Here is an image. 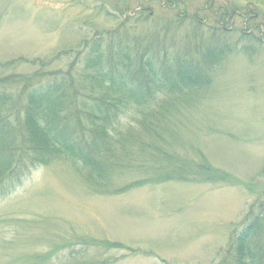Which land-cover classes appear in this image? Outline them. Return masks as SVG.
<instances>
[{"label": "rangeland", "instance_id": "obj_1", "mask_svg": "<svg viewBox=\"0 0 264 264\" xmlns=\"http://www.w3.org/2000/svg\"><path fill=\"white\" fill-rule=\"evenodd\" d=\"M166 2L173 13L161 12ZM141 7L164 22L181 12L203 20V8L229 10L228 35L214 38L228 52L209 69L210 87L158 97L164 134L151 142L166 152L160 165L157 153L144 160L135 145L136 164L111 168L102 188L66 159L31 169L0 196V264H219L263 203L264 0H0V65L41 58L51 61L48 70L65 69L83 39L124 24ZM125 28L133 35L156 28V21ZM186 35L187 22L174 34L177 48L186 46ZM200 36L193 43L200 45ZM64 52L70 55L54 59ZM32 71L16 62L0 75ZM206 162L227 179L213 185L170 171ZM190 170L181 172L198 175Z\"/></svg>", "mask_w": 264, "mask_h": 264}, {"label": "trees", "instance_id": "obj_2", "mask_svg": "<svg viewBox=\"0 0 264 264\" xmlns=\"http://www.w3.org/2000/svg\"><path fill=\"white\" fill-rule=\"evenodd\" d=\"M174 8L166 2L161 12L171 14ZM203 10L208 13L203 20L197 13L181 12L164 22L161 13L153 15L141 7L124 24L83 39L81 50L65 69L48 70L51 61L41 58L1 64L0 72L16 62L33 71L0 75V196L12 193L31 169L58 160L81 165L86 180L96 188L112 178L114 166L136 164L135 145L144 160L157 153L161 157L157 160L164 161L163 146L156 148L151 142L154 138L162 141L164 134V103L158 97L182 95L192 86L200 92L210 87L209 69L218 67L228 52L227 45L214 38L228 35L223 25L229 21V10ZM131 21H156V28L132 35L125 28ZM186 22L190 35L182 38L186 46L177 48L181 39L174 34ZM207 24L212 25L208 28ZM205 30L211 40L200 36ZM198 36L203 40L200 45L193 43ZM251 36V41L258 40ZM67 53L54 59L61 61ZM135 116L137 126L123 123ZM173 166L180 168L170 170L172 174L184 179L198 177L213 185L227 179L226 172L207 162ZM184 168L198 175L181 172ZM248 219L219 264H264V201Z\"/></svg>", "mask_w": 264, "mask_h": 264}]
</instances>
